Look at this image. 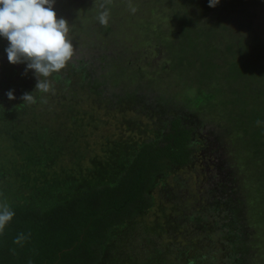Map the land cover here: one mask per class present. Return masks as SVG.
Returning a JSON list of instances; mask_svg holds the SVG:
<instances>
[{
  "label": "trees",
  "instance_id": "16d2710c",
  "mask_svg": "<svg viewBox=\"0 0 264 264\" xmlns=\"http://www.w3.org/2000/svg\"><path fill=\"white\" fill-rule=\"evenodd\" d=\"M131 1L55 4L72 32L108 10L104 37L120 15L114 3L124 11ZM157 1L172 13L168 25L150 17L155 5L145 23L134 21L152 49L166 50L152 79L162 84L168 75L177 86L192 80L197 102L190 107L228 113L234 127L221 119L231 138L240 126V146L253 147L234 146L237 193L214 184L204 204L192 203L199 195L188 192L195 191L196 163L190 114L165 122L171 108L161 107L156 126L151 106L139 110L145 105L136 94L111 97L86 68L69 62L48 78L53 91L39 92L34 70L25 74V63H9L8 41L0 37V202L15 212L0 234V264H264V31L257 24L264 0H220L215 7L209 0ZM118 27L132 28L123 20ZM125 61L114 75L144 76L141 63ZM26 92L35 104L23 102ZM20 233L28 236L22 245L14 243Z\"/></svg>",
  "mask_w": 264,
  "mask_h": 264
},
{
  "label": "rangeland",
  "instance_id": "374dc122",
  "mask_svg": "<svg viewBox=\"0 0 264 264\" xmlns=\"http://www.w3.org/2000/svg\"><path fill=\"white\" fill-rule=\"evenodd\" d=\"M122 1L129 3L131 0ZM147 1L148 0L131 1L133 4L132 6L137 8V11L134 14V16L137 15L135 18L129 17L133 14L129 7L123 11V7H121L123 3H114L116 6L121 5L118 14L124 15V17L119 19L120 15H118V21L114 25L112 32L106 33L104 37L102 35L103 32L100 30L102 25L99 23L97 16L94 17L88 15L87 20H83V27L80 32L77 30L72 32V27L69 25L70 32L68 37L72 40L74 46V56L69 63L74 64L78 69L86 68L88 74L91 75V80H100L104 91L111 97H113L114 94H121L124 91L136 94L138 99L143 101L142 105H145L144 107L139 106V110L144 109L148 105L151 106L150 112L155 113V119H157L154 123L156 126L159 125L160 114L157 109H160L161 107L167 106L168 108H171L169 109L170 112H166L162 116V119L163 121L165 120V122L176 115H191L195 120L193 124L196 128V138L193 140L194 147L196 148V163L191 169L193 177L195 178L193 187V190L195 191L192 192L190 188V191L188 190V192H191L194 195H199L196 201H193L192 203L201 205V203L204 204V202L210 197L209 192L214 184H218V188L222 189L224 187L228 189V191H231L232 188L239 189L240 183L237 178L233 156L235 153L234 146L238 143L237 146L239 147V141L242 142L241 136L243 134L241 136L238 134L242 129L240 126H237L238 129L233 131V138H231V136H229L231 132L228 129H230L229 125L230 127L232 125L234 127L235 122H230V120L226 121L227 119H230L228 113H225V111L221 109L219 113L223 116L220 117L215 110L205 108L204 111H199L196 106L191 105L190 107V103H192L193 100L197 102L196 95H191V88L188 86L191 84L192 80H188L184 83L180 80L181 83L177 86V82L173 78L170 77L167 79L169 76L165 75L162 78V84L159 82L154 83L157 80H153L154 74L151 73L153 70L152 67L159 66L163 63L162 60L166 57V50L161 48L156 50L152 49L149 45V41H147L149 39V37H147V30H144L145 27L141 28L136 25L134 21L137 19L139 20L138 22L142 21L145 23L143 17L145 16L144 18H146L149 16V14L145 15V12L148 6L151 5L157 6L159 10L157 11L160 13L154 11L150 17L154 16L152 19L161 18L167 23V25L171 21L172 13L169 8L160 3V1L155 0L150 4H145ZM143 6L145 9L144 11H141ZM63 9L64 7L60 3L54 5V10L58 17H62L61 14H64ZM122 20L126 26L132 27L128 29L127 32L124 30L118 31V25ZM257 21V24L260 26L259 29L264 31V17H259ZM129 22H132L131 25H129ZM134 25L137 26L139 31L134 30ZM124 60L130 63H141L145 67V73L142 74L144 76L137 75L134 77L129 76L130 74H126L125 77H122L121 74L114 75L113 71L121 62H124ZM146 61H148L147 64ZM183 75L185 76V73H183L182 76ZM115 77L116 80H113ZM221 80L223 82L225 79ZM223 83L225 85V82ZM225 87H227V83ZM133 113L134 112H130L129 114L132 116ZM144 118L147 119V117ZM221 118L228 122L227 124L229 125L222 121ZM253 130L254 126L251 127V130L246 129L245 131L248 133L244 134L245 138H250L253 134L250 132H253ZM116 131L118 132L119 130L116 129ZM240 147L239 150L244 152V148L252 149L253 146L248 144L245 145L244 148L242 146ZM186 176V173L180 175V181L183 178H186Z\"/></svg>",
  "mask_w": 264,
  "mask_h": 264
},
{
  "label": "clouds",
  "instance_id": "9594fccd",
  "mask_svg": "<svg viewBox=\"0 0 264 264\" xmlns=\"http://www.w3.org/2000/svg\"><path fill=\"white\" fill-rule=\"evenodd\" d=\"M110 2L103 0L101 8ZM219 2L209 0V7H215ZM54 4L55 0H0V37L8 41L7 59L12 64L25 63V74L34 70L35 90L42 93L53 91L48 78L64 69L74 56V46L68 37L69 21L57 16ZM129 8L132 13L137 11L131 4ZM109 16L108 10L102 11L98 16L99 23L106 27ZM6 95L9 100L16 98L14 90H9ZM21 99L27 104L36 103L32 92L22 94ZM260 123L257 121L258 125ZM14 215L8 203L0 202V234ZM27 239L28 236L20 233L14 243L22 245ZM12 251L15 254V250Z\"/></svg>",
  "mask_w": 264,
  "mask_h": 264
}]
</instances>
